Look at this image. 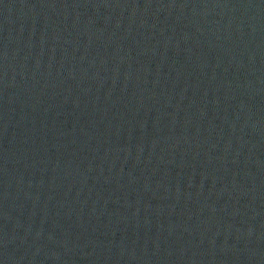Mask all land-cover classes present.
I'll return each mask as SVG.
<instances>
[{"label": "water", "instance_id": "1", "mask_svg": "<svg viewBox=\"0 0 264 264\" xmlns=\"http://www.w3.org/2000/svg\"><path fill=\"white\" fill-rule=\"evenodd\" d=\"M0 80L239 264H264V0H0Z\"/></svg>", "mask_w": 264, "mask_h": 264}]
</instances>
